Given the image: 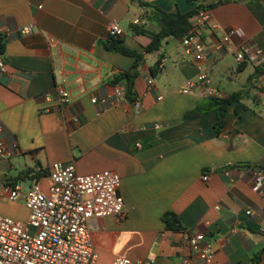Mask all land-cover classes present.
<instances>
[{"label": "crops", "instance_id": "crops-1", "mask_svg": "<svg viewBox=\"0 0 264 264\" xmlns=\"http://www.w3.org/2000/svg\"><path fill=\"white\" fill-rule=\"evenodd\" d=\"M223 1L209 10L218 30L201 34L206 59L187 55L181 38L167 39L161 51L145 56L135 86L142 103L138 113L133 104L105 109L91 102L92 96L113 97L114 78L135 62L105 48L110 23L119 22L125 46L142 53L151 39L133 34L130 26L140 20L136 25L159 30L145 17L143 3L171 13H188L198 3L0 0V32L12 37L5 60L0 55V137L8 151L0 161V193L11 184L31 187V175L40 171L48 172L40 180L46 188L54 163H73L82 176L114 171L121 178L126 216L93 221L96 264H114L118 258L183 264L189 254L184 232L200 235L202 245L215 253L213 264H254L257 256L264 264V190L253 189L255 174L264 172V0ZM25 28L30 33L23 34ZM232 30H242L244 37L224 43ZM242 50L258 53L257 61L239 63ZM163 59L164 71L153 77L151 69ZM203 73L214 81L215 97L244 95L246 110L238 118L234 104L222 134L214 111L187 118L214 97L204 88L179 92ZM60 87L71 96L64 106L57 98ZM48 93L54 97L50 101ZM169 212L179 217L184 231L166 228L163 216ZM0 214L22 223L29 218L23 199L3 198Z\"/></svg>", "mask_w": 264, "mask_h": 264}, {"label": "built area", "instance_id": "built-area-1", "mask_svg": "<svg viewBox=\"0 0 264 264\" xmlns=\"http://www.w3.org/2000/svg\"><path fill=\"white\" fill-rule=\"evenodd\" d=\"M135 23L140 24L141 21L137 20ZM208 30L216 31L218 25L209 11H201L193 17L191 30L181 38L185 53L197 61L206 59L207 45L201 34ZM30 31L25 28L22 33L27 34ZM123 34L119 22L112 21L109 36L117 38ZM243 37L242 30H232L225 35L223 41L231 43L233 38ZM257 57L258 53L250 50H242L236 56L239 63L246 60L255 62ZM165 64L166 60L163 59L158 65L159 72L164 71ZM1 71L6 72L4 67ZM148 84L151 89L154 87L152 78L148 80ZM199 88L206 89L209 96L215 97L217 94L214 81L206 73L196 80L187 81L179 92L190 95ZM57 91L59 104L67 105L70 102V92L61 87ZM52 98L54 97L50 93L45 95L48 101ZM158 100H163V97H158ZM91 102L105 109L133 104L138 113L142 111L141 100L131 102L126 97V89L122 83L116 85L113 97L92 96ZM7 156L6 143L0 137V161ZM47 180L46 188L36 179L32 180V186L27 189L23 184L3 186L0 200L5 197L12 201L23 199L29 210V218L22 223L0 214V264H96L98 255L93 242V221L106 216L119 219L126 216L125 201L120 194L119 174L103 171L82 176L77 174L73 163H54ZM253 189L263 192L264 172L255 174ZM182 241L189 253L183 259V264H196L194 258L201 259L205 264H213L215 253L202 245L199 234L184 232ZM114 264L133 262L128 258H118Z\"/></svg>", "mask_w": 264, "mask_h": 264}, {"label": "trees", "instance_id": "trees-1", "mask_svg": "<svg viewBox=\"0 0 264 264\" xmlns=\"http://www.w3.org/2000/svg\"><path fill=\"white\" fill-rule=\"evenodd\" d=\"M202 1L205 2L206 0H189V2L192 4H198L194 10L188 13H182L181 11H177L174 13L166 12L152 4L143 3L142 7H144L147 11L145 17L152 23L156 24L159 27V30L152 31L136 24H132L130 26V32H132L133 34L143 35L151 39L150 45L142 53L133 51L126 47L124 39L120 37H109L108 41L104 45L108 51L128 56L135 60L131 69L121 72L113 80L114 85L122 83L125 86L126 97L131 102H134L136 100V80L139 77V70L142 65V62L144 61L145 56L161 51L163 44L167 39L182 38L186 33L191 30L192 18L195 15L199 14L201 11L212 10L215 7L224 5L227 2L221 0L211 5H204ZM152 11L154 12L153 15L151 14ZM11 39L12 37L8 33L0 32V55L4 60L7 46ZM262 70L264 71V67H262ZM262 70L261 68H258L256 74H261ZM159 73L160 72L158 70V65L151 69V74L153 77H157ZM243 98L244 95L242 93H235L227 98L209 97L204 100L194 112L188 114L187 118L199 116L204 113L214 111L216 112L218 118L216 130L218 134H222L228 125L226 116L230 108L234 104H236L235 113L238 118H240L241 111L246 110V106L242 104ZM47 175L48 172L46 171L34 172L31 175V178L40 181ZM163 221L166 224V228L168 230L184 231V227L179 217L172 212L166 213L163 216ZM259 259L260 256H257L254 259V264H258Z\"/></svg>", "mask_w": 264, "mask_h": 264}, {"label": "water", "instance_id": "water-1", "mask_svg": "<svg viewBox=\"0 0 264 264\" xmlns=\"http://www.w3.org/2000/svg\"><path fill=\"white\" fill-rule=\"evenodd\" d=\"M151 14L153 15V14H154V12L152 11V12H151ZM258 169L260 170V168H258Z\"/></svg>", "mask_w": 264, "mask_h": 264}, {"label": "rangeland", "instance_id": "rangeland-1", "mask_svg": "<svg viewBox=\"0 0 264 264\" xmlns=\"http://www.w3.org/2000/svg\"><path fill=\"white\" fill-rule=\"evenodd\" d=\"M25 185H26V186H28V184H27V183H26ZM5 203H6V201H5ZM4 216H5V215H4Z\"/></svg>", "mask_w": 264, "mask_h": 264}]
</instances>
